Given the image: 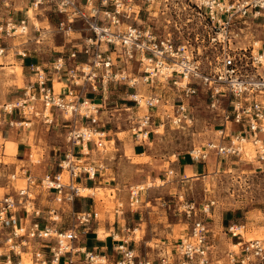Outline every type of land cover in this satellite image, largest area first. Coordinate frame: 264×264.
<instances>
[{"label": "built area", "instance_id": "obj_1", "mask_svg": "<svg viewBox=\"0 0 264 264\" xmlns=\"http://www.w3.org/2000/svg\"><path fill=\"white\" fill-rule=\"evenodd\" d=\"M32 10L58 19V30L64 34L80 25L82 42L52 64V71L66 79L65 94H57L45 70L36 67V80L27 87L25 98L0 107L1 114L21 112L42 118L47 125H53V110H58L71 123L65 134L68 149L56 170L42 177L26 171L24 187L0 196V226L11 228L0 249V264H24V254L31 256L32 264H75L79 253L88 264L107 263L105 257L74 247L98 216L74 208L82 197V182L94 181L98 174L96 166L83 157L89 155L92 144L103 147V134L97 139L95 128L103 108L90 94L106 96L126 87L132 105L121 110L131 113L130 131L138 141L148 139L162 125L192 127L194 100L203 95L208 110L220 120L218 135L190 151L192 161L206 162L212 154L241 159L246 143L251 142L264 170V44L240 46L251 22L264 19V0H33ZM28 20L29 16L6 22L0 26V38L15 37L17 26L24 35ZM4 53L0 48V56ZM37 102L42 110L35 108ZM141 109L146 110L143 115ZM17 179L13 173L7 183L12 186ZM39 191L54 194L50 223L44 226L36 206ZM140 191L131 189V206L140 203ZM215 204L182 205L191 230L176 245V258L164 254L155 262L122 245V258L115 264H221L211 239L213 231L202 218ZM21 210L31 219L28 227L18 225L16 214ZM245 229L237 222L228 226L234 249L225 252L224 264H264V239H246ZM40 244H47L48 251L35 248Z\"/></svg>", "mask_w": 264, "mask_h": 264}, {"label": "rangeland", "instance_id": "obj_2", "mask_svg": "<svg viewBox=\"0 0 264 264\" xmlns=\"http://www.w3.org/2000/svg\"><path fill=\"white\" fill-rule=\"evenodd\" d=\"M32 3L33 0H0V26L6 24V20L9 18L16 22L25 18L27 10L32 9ZM34 12L35 15L29 18L30 23L26 34L20 35L21 31L17 28L18 26L16 27L19 29L18 32L12 33L13 36L15 35L12 39H16L18 44L25 41L35 42L40 39L45 49L44 54H48L54 59L58 55H68L73 47L77 44L80 45L82 42L79 32L80 25H75L76 31L73 30L64 34L58 30V19L45 11L34 10ZM142 17L146 19V14H143ZM82 35L84 36V33ZM253 42H259L260 46L264 44V19L251 22L250 30L245 31L240 46H248L249 43ZM20 86L23 84L21 83ZM125 88L122 87V91H125ZM140 89L147 90V86H140ZM129 92L132 93L133 90L129 89ZM123 98H126L123 94L120 95V98L112 97L114 100L112 103H115L114 105L119 104V111L114 113L116 115L115 120L119 119L117 121L118 128L115 127L117 134L113 133L110 136L114 139L113 142L105 143L102 139L103 147L99 152L92 153L89 161L93 162V165L100 164V168H103L104 171L108 169L107 175L101 179L110 187L107 189L98 188L99 190L93 193L100 205L104 206L102 207L103 210L98 211V220L105 222L109 217L110 221L113 222L119 206L120 210L124 212H130L132 209L135 213L140 210H151L157 217L161 208L160 219L162 217L164 220L161 219L159 225L153 226L152 233L155 238L153 237V241L148 246L153 250L160 249V252L163 253L162 256L168 254L171 257H176V245L181 239L189 236L191 230L190 222L187 221L182 211V205L185 202H190L202 208L209 201H215L216 204L211 208V213L208 216L202 215V218L209 223L211 230L220 232L224 238L229 239L226 231L230 221H233L246 226V239H264V170L255 157V146L252 143L246 144L247 150L241 159H220L219 170L211 171L212 173L205 179L182 180L177 176L173 165L176 162L177 154H189L194 148L204 147L210 140H215L218 135L216 129L220 120L217 118V114L208 110L205 96L202 95L194 100V124L192 127L180 128L167 124L155 128L156 135L155 137L152 136L153 144L151 145L152 152H157L155 163H150L151 158L148 154L143 157L132 156L134 140H132L130 133L129 120L126 121L131 113L121 110L123 104L132 105V103ZM145 111V109H141L140 115H143ZM18 129V125L15 126V131ZM44 129L46 132V128ZM65 129L62 128L58 131L60 140L66 138L65 135L62 136V134H66L67 129ZM49 133L52 135L51 131ZM96 137L98 139V136ZM117 140L122 143L119 142L118 144ZM7 146L6 153L8 156L4 161L17 166L19 178L15 188L25 186L23 171L29 169L34 173L45 171L40 170L43 166L34 167V164L32 165V162H36L40 157L35 148L32 160L21 162L10 154L12 144ZM247 151L251 152L249 157ZM153 170L157 173L156 176H154L155 173L152 175ZM141 187L145 188L140 191V203L131 206V189L141 190ZM5 193L6 190L0 188V196L3 197ZM86 193L88 194V192ZM84 194L85 192L81 190V195L84 196ZM225 221L227 222L225 223ZM148 226L147 223H143L141 231H136L135 236L137 238L143 236L148 231ZM163 229L169 231L166 234V245H163L158 236V234L163 233ZM103 232L104 229L100 230V234ZM211 239L215 247L220 246L217 239L214 237ZM228 245L230 249H234L230 242ZM235 249L237 250V248ZM24 255V264H32L31 256L29 254ZM220 259L221 264H224L225 257H220Z\"/></svg>", "mask_w": 264, "mask_h": 264}, {"label": "crops", "instance_id": "obj_3", "mask_svg": "<svg viewBox=\"0 0 264 264\" xmlns=\"http://www.w3.org/2000/svg\"><path fill=\"white\" fill-rule=\"evenodd\" d=\"M29 11L30 9L27 10V15L25 16V18L29 16ZM11 20L13 19L9 18L6 20V22ZM28 23H30V19L28 20ZM41 41L42 40L37 39L35 42L25 41L18 44L16 42V39H12L6 36L0 38V48L5 49V53L0 56V107L16 100L25 98L27 87L30 84L34 83L36 80L37 76L34 71L36 67H40L41 69L45 70L48 78V84L53 86L57 94L66 93V79L64 77L60 78L58 75H56V73L52 71L53 62L60 56L58 55L57 58L54 59L52 58V56H48V54L45 55V49L42 46L43 44L41 43ZM21 83L23 84V86H20ZM58 84L61 86H59ZM122 94L123 96H126L125 91L122 90L112 91L106 96L100 93L89 95V98L92 101H94L98 105H101L103 108V110L99 114L100 119L95 128H97V132L103 134L105 143L113 142L114 139H112L110 136L116 132L115 127L118 128L117 121H119V119L115 120L116 115L114 113H116L115 111H119V104L117 103L116 105H114L115 103H112L114 101L112 97L117 96V98H120V95ZM123 99L129 102L127 100V96ZM122 106L123 107L121 108L123 109L125 107L131 106V104L125 103ZM35 108L38 110H42V103L37 102ZM53 111V125L45 124L42 118H36L34 116H23L21 112H16L13 115L0 113V132L2 134V137L0 139V143L2 145V149H0V163H2L0 164V188L6 190V195L14 194L16 190L15 187L18 185L17 182L12 186H9V184L7 183V177L9 175L13 173L17 174V166L14 164L6 163L4 161V159H6V157L8 156L6 153L8 147L7 145L12 144L10 154L13 157L15 156L17 159H19V161L21 160V162H29L30 160H32L33 152L35 151L34 148L36 149L40 157L36 162H32V165L34 164V167L43 166L40 170L45 171L34 173L30 169L26 170L35 177H42L47 172L55 171L57 168V162L66 153L68 149V147L66 146L67 143L65 142L66 138H62L60 140V138H58L60 137L58 136V131L62 128L67 129V127L70 126L71 123L62 119L61 114L58 110ZM128 120L129 119H127L126 121ZM12 122L15 123L14 126L10 125ZM20 123L28 124V126L22 127ZM17 125L19 129L15 131V126ZM129 125H131V123ZM44 128H46V132L44 131ZM50 131L52 132V135H50V133L48 134V132ZM64 135L65 134H62V136ZM155 135L156 132L151 133L149 138L144 141H138L132 135V140H134L132 156L143 157L148 154L151 158L150 163H155V161H157V152H152L151 149V145L153 144L152 136L155 137ZM119 142L120 141L117 140L118 144ZM95 151L99 152L100 149H97L95 145L92 144L89 150V155L83 157V159L89 162L92 153H94ZM176 157V162L173 165L175 167L177 176L182 180L194 181L205 179L212 172L218 171L221 166V163L219 161L220 158H218L214 154H212L206 162L199 163L193 162L188 153H180L177 154ZM89 163L92 164L93 162ZM94 166H96V168L98 169L96 180L83 181L81 185L82 190L86 188L93 191H98V188L107 189L110 187V185H107L105 182L103 183L101 179L107 175L108 169H105L106 171H104L103 168H100V164ZM156 174L157 173L155 172V170H153L152 175L156 176ZM90 195L91 196H89L88 194L86 196L77 198L74 204V208L77 212H95L98 215V211L103 210L102 207L104 206L100 205V203L95 198V194ZM36 198V206L38 209H40L42 215L40 223L42 224V226L47 225L50 223V221H48L49 211L54 207V194L39 191L36 193ZM133 211L134 210L132 209L130 210V212H124L120 210L119 206L115 214V220L113 222L110 221L109 217L105 222H100L97 216V219L92 222L89 229L79 235L78 240L74 242V247L77 249H82L85 252H92L94 255H97L99 257H105L107 259V264H115L116 262L121 260L122 253L119 250V246L122 245H125V247L129 250L135 251L136 254H146L150 259L158 262L163 253L160 252V249H150L148 245L153 241V237L155 238V235H153L152 233L153 226L159 225L161 219L164 220V218L162 217L160 219L161 208L159 209L158 217L155 216V214L151 210H140L136 213ZM16 217L19 226H30L31 219L26 218V214L23 210L19 211L16 214ZM64 217L66 218V216ZM226 222L227 221H225V223ZM230 222L232 223L233 221ZM143 223H147L149 225L148 231H146L140 238H137V236H135V233L136 231H141V226ZM103 229V234H100V230ZM10 232L11 228H2L0 226V249L3 247L4 241ZM168 233L169 231H165L163 229V233L158 234L159 239L163 243V245L167 244L166 234ZM212 236L218 240L220 245L219 247H217L218 255L221 258H224L225 252L229 248V242L232 246L233 241H231L230 238H224V235L215 230L213 231ZM37 247L41 248L42 250L44 249L48 251L47 244L35 245V248ZM100 259L105 262L104 258ZM74 260L75 264H88L86 261H84V254H76L74 256ZM61 264L64 263L62 262Z\"/></svg>", "mask_w": 264, "mask_h": 264}, {"label": "bare ground", "instance_id": "obj_4", "mask_svg": "<svg viewBox=\"0 0 264 264\" xmlns=\"http://www.w3.org/2000/svg\"><path fill=\"white\" fill-rule=\"evenodd\" d=\"M29 15H30V18H32V17L35 15L34 10L30 9V11H29ZM17 28H19L20 31H21V28H20L19 26H18ZM17 28H16V29H17ZM19 29H17V32H18ZM17 32H16V33H17ZM24 32H25V34L28 32V27H27V30H25ZM16 33H15V34H16ZM69 33H70V32H69ZM256 46L259 47V46H260V43H259V42H256ZM58 90H59V89H58ZM17 124H18V123H17ZM163 126H164V125H162V126H160V127H163ZM180 128H182V127H180ZM101 134H102V133L98 132L97 136H98V135H101ZM250 143H251V142L246 143V144L248 145V144H250ZM251 148H252V147H251ZM246 150H247V149H246ZM247 153H248V157H249L251 152H250V151H247ZM251 157H252V155H251ZM149 186H150V185H149ZM141 188L144 189L145 187H141ZM81 190H82V189H81ZM82 191L85 192L84 196L88 195L89 193H91V194L94 193L93 190H91V189H86V188L83 189ZM86 192H88V194H87ZM89 195H90V194H89ZM24 256H25V255H24ZM98 259H100V258H98ZM99 261H101V259H100ZM102 261H103V260H102Z\"/></svg>", "mask_w": 264, "mask_h": 264}]
</instances>
